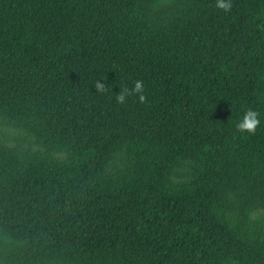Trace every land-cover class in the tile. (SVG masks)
Here are the masks:
<instances>
[{"label":"trees","instance_id":"1","mask_svg":"<svg viewBox=\"0 0 264 264\" xmlns=\"http://www.w3.org/2000/svg\"><path fill=\"white\" fill-rule=\"evenodd\" d=\"M228 2L0 0V264H264V0Z\"/></svg>","mask_w":264,"mask_h":264},{"label":"clouds","instance_id":"2","mask_svg":"<svg viewBox=\"0 0 264 264\" xmlns=\"http://www.w3.org/2000/svg\"><path fill=\"white\" fill-rule=\"evenodd\" d=\"M216 7L227 13L231 8V4L228 2V0H216ZM95 87L99 92L105 91V84L101 83L100 80L96 81ZM143 91V82L137 80L135 81L134 87L132 89L124 88L122 91H119V93L116 94V101L119 104H124L129 95L138 94L139 101L143 103L145 101V96L142 94ZM258 115L259 113L256 111L251 109L247 110L242 120H240V122L237 124V130L241 133L254 134L257 130V126L260 124Z\"/></svg>","mask_w":264,"mask_h":264},{"label":"rangeland","instance_id":"3","mask_svg":"<svg viewBox=\"0 0 264 264\" xmlns=\"http://www.w3.org/2000/svg\"><path fill=\"white\" fill-rule=\"evenodd\" d=\"M0 131L6 136V141H8L11 146H16L17 145L16 138L23 136L21 132L11 127L0 126ZM27 147H31L33 150L40 149V147L35 144H29L27 145ZM57 156H62V155H57ZM261 215L264 216V213H261Z\"/></svg>","mask_w":264,"mask_h":264}]
</instances>
